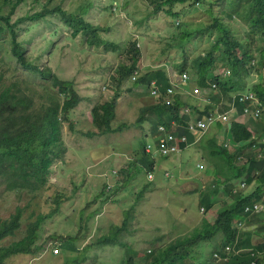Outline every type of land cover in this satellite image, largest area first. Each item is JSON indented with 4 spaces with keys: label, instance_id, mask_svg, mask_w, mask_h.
I'll return each instance as SVG.
<instances>
[{
    "label": "rangeland",
    "instance_id": "1",
    "mask_svg": "<svg viewBox=\"0 0 264 264\" xmlns=\"http://www.w3.org/2000/svg\"><path fill=\"white\" fill-rule=\"evenodd\" d=\"M47 1L25 0L14 10L11 21L39 11L42 3ZM199 1L200 4L188 1L181 6L176 5L174 10L177 17L167 15L166 6L154 12L145 0L48 1L47 7L59 5L70 12H77L81 7L84 20L107 28V31L99 32V37L114 46H107L106 49L103 45L96 47L86 44L82 35L71 38L69 29L58 16L18 23L17 40L26 46L27 59L36 66L49 67L58 78L73 82L84 100L69 113L68 120L62 121L66 153L62 160L55 161L51 166L47 189L32 198L18 192H4L0 186V219L7 218L17 206L24 209L15 239L24 234L26 225L33 220L29 218L31 212L36 216L58 207L56 214L46 219L38 230V242H43L44 249L34 256L11 257L7 264H64L72 259H80L81 264H120V259L126 255H136L133 263L142 264L144 252L164 247L174 238L186 236L205 219H212L215 213L200 210L205 206V202L202 204L200 201L203 196L213 200L214 212L228 202L227 206L234 202L231 194L235 196V193L226 195L223 192L225 183L218 181L224 177L214 166L199 160L204 153L203 147L207 146V136L221 133L218 127H212L193 147L187 146L167 157H153L151 173L154 174L152 179L147 178L142 158L143 147L150 138L145 137L144 133L148 131L147 126L150 128V123L158 121L165 124L169 113H163L164 119L161 121L151 110L144 114V118L147 115L150 117L149 121L136 122L138 114L142 112L140 109L155 104L156 100L148 95L144 84L134 85L125 79L118 85L114 80L117 67L131 62L125 50L132 41L138 45L136 47L140 54L136 66L141 68L142 73L165 66L171 76L176 73L170 64L177 56L181 57L180 52L184 51L183 54L189 58L205 46H210L218 32L201 34L200 31L211 22L206 8L209 6L213 12H217L218 5L215 0ZM208 1H212L210 5ZM8 10V7H3V12L8 13ZM232 25L238 28L239 37L246 39L245 25L239 21ZM182 33L187 37L181 39ZM1 34L0 43H3L8 38L5 27ZM253 54L255 60L244 77L246 86L255 83L264 85V66L260 68L257 62L259 51L255 50ZM213 55H217V52ZM169 56L174 57L171 59ZM222 70V66L217 68V72ZM15 75L37 92L52 89L48 87L49 81L40 78L35 71L17 66ZM189 77L191 83L192 76ZM208 95L214 93L209 92ZM113 96H118V102L112 125L118 127L124 124L123 130L91 138L82 135L93 130L90 116L92 105L110 100ZM183 99L200 107L196 108L198 111L204 106L193 97ZM222 104L225 107L226 100ZM233 117L230 115L229 119ZM256 122L263 123L264 115ZM197 163L203 164L205 169L199 170ZM166 171L167 176L164 175ZM241 181H244L243 177H233V188ZM255 184L254 181L246 183L245 188L237 192L240 196L248 195ZM219 197L225 199L216 201ZM246 218L252 222L262 220L264 226L263 210L251 211ZM125 219L126 229L117 234V240L125 243L126 248L122 244H95L97 238L111 233L112 226L121 228ZM261 233L264 234V230ZM218 238L217 233L212 240L201 242L197 247L199 252L191 253L190 262H209L212 253L223 241ZM9 239L2 241L3 244H7ZM64 241L69 245H63ZM52 246H56L57 251L53 255L50 254Z\"/></svg>",
    "mask_w": 264,
    "mask_h": 264
},
{
    "label": "trees",
    "instance_id": "2",
    "mask_svg": "<svg viewBox=\"0 0 264 264\" xmlns=\"http://www.w3.org/2000/svg\"><path fill=\"white\" fill-rule=\"evenodd\" d=\"M24 1L2 0L0 4V38L3 36L1 34L3 27L8 33L6 41L0 43V186L4 192H18L33 198L35 194L47 189L48 175L53 163L64 158L66 147L62 139V121L68 120L69 113L83 100V97L76 90L73 82L62 80L49 67L36 66L27 59L26 46L17 40L16 26L21 21L37 22L47 16H58L59 20L69 29L71 38L82 35L85 37L86 44L96 47L103 45L105 49L107 46L113 47L114 45L100 39L99 32L108 29L84 20L81 7H78L77 12L66 11L59 5L49 8L47 7L48 0L42 3L39 11L11 21L14 10ZM145 1L152 6L154 12L166 6L165 13L172 17H177L175 14L177 12L174 10L176 5H182L188 1L200 4L199 0ZM211 2L208 1L209 5ZM215 2H217L218 11L213 12L209 6L206 8L211 22L203 27L200 33L213 34L216 31L218 36L210 46H205L201 51L188 56L189 58L182 51L181 57L177 56L180 60L171 63V66L178 73L186 71L191 75L192 85L206 87L211 83H216L215 95L219 98H229L230 94L246 89L244 77L250 71L251 60H255L253 51H259L257 62L260 64V68L264 66V0H215ZM88 4L90 5L89 2ZM3 7L9 8L8 13L3 12ZM238 21L246 27V39L240 38L238 28L232 25ZM137 27L139 26L137 25ZM186 37L183 36V33L180 36L181 39ZM125 52L129 55L131 62L117 67L114 80L118 85L129 78L136 67L140 54L133 41L130 42V46L126 48ZM214 52H217V55H213ZM169 57L172 59L174 56ZM177 57L173 61L177 60ZM17 66L35 71L40 78L49 81L48 87L52 89L46 88L42 92H37L34 88L29 87L25 81L15 75ZM221 66L223 67L222 72H227L226 79L221 75L222 72L219 74L215 72ZM150 81L156 82L161 94L165 93L169 86L166 74L162 69L146 71L132 82L134 85H146ZM251 90L264 107V85H253ZM211 98L214 97L211 96ZM36 99L38 100L36 101ZM117 99L118 96H113L110 100L92 105L90 116L93 130L82 135L91 138L95 135L123 130L124 124L118 127L112 125L116 115ZM181 107L194 109L195 105L186 103L180 95L175 94L172 96V103L168 105L155 103L140 109L142 112L138 114L136 122L145 121L144 114L151 110L156 115L155 117L160 118L161 121L164 119L163 113H169L165 125L170 119H179L180 127L176 130L177 141H179V137L185 136L186 141L190 142L192 138L184 123L187 118L178 116ZM208 107L199 111L200 115L204 114ZM237 110H241L239 105H237ZM157 123L158 121L149 129L152 136L156 135L155 132L157 133ZM229 131L230 140L233 142L246 141L251 137V133L246 127L236 122L231 123ZM205 141H207L208 147H205L202 158H205L204 161L214 166L224 177L225 191L223 192L226 195H230L231 189L234 187L231 183L233 177L237 179L243 177L247 184L254 181L256 186L250 194L242 196L241 199L233 197L234 202L227 206L230 203L228 202L218 212L212 211L213 200H207L203 196L200 201L202 204L205 202V206L201 208L205 211L210 210L211 214L215 213L212 219H205L200 226L194 227L186 236L176 237L164 247L152 248L144 252L142 264H195L190 262L191 253L197 254L199 244L212 240L217 233L221 235L223 241L214 252L228 257L224 261L222 260L221 264L264 263L263 256L255 260L250 253L228 255L224 251L226 245L231 243V245H236L241 239L238 235L240 231L234 227V223L242 218L247 220V214L251 213L252 209L245 212L244 207L251 202L264 200V159L254 160L249 156L246 163L238 164L236 157L241 154L239 148L228 151L217 144V139L214 136L207 137ZM182 144L181 148L186 145ZM142 163L146 170H152L153 160L144 151ZM219 194H222V190L219 191ZM224 199L219 197L216 198V201L221 200L222 202ZM57 211L58 207H55L46 214L39 213L36 216H33L31 212L29 218H33V220L26 225L24 234L18 239L15 237L23 219V207L17 206L7 218L0 219V264H7L9 258L17 255L34 256L43 250V242H38V230L42 223L55 215ZM126 220L121 228L112 226L111 233L108 232L97 238L95 244L113 246L122 244L126 248L125 243H120L117 240V234L122 229H126ZM262 222V220H257L255 223L261 224ZM263 227L258 228L259 233L264 230ZM8 237H10V241L3 244L2 241ZM68 242H71L70 239ZM63 245L69 244L64 241ZM237 247L239 244L235 246L236 249H238ZM259 247L258 249H264V242ZM52 248H56V246L50 247V254H56L51 250ZM213 253L209 262L206 260L199 263L213 264L215 261ZM134 256L136 255H126L120 259V264H134ZM80 261V259H72L64 264H81Z\"/></svg>",
    "mask_w": 264,
    "mask_h": 264
},
{
    "label": "clouds",
    "instance_id": "3",
    "mask_svg": "<svg viewBox=\"0 0 264 264\" xmlns=\"http://www.w3.org/2000/svg\"><path fill=\"white\" fill-rule=\"evenodd\" d=\"M136 46L138 45L136 44ZM179 60L180 58L173 61V63ZM169 61L170 60H168L167 62L169 63ZM252 62H254V60H251V67H252ZM170 67L176 73L174 76H171V74H168L166 72L165 66L162 67L164 69V72L166 74L168 84H169L165 93L161 94L156 85V82L150 81L149 84L144 85L145 90L148 92V95L154 98L156 100V103H159V104L163 103L165 105H168L172 103V96H174L175 94H178L180 95L182 100L185 101L186 103H189V102L184 100L183 97H187V98L193 97L197 99L199 104L204 105L201 108V110H204L206 106H209V107L205 110V113L201 115L199 113L200 110L199 111L197 110L200 107L196 105L194 109L186 108V107H181L179 109L178 116L179 118H181L182 116H185L187 118V121H185L184 123H185V127L188 133L190 134L192 138L190 142H187L185 136L179 137V142L186 144L183 148L179 147V143L177 141V135H176V130L180 127L179 119H170L168 120L166 125L157 123L156 124L157 133L156 135H153V136L150 134L149 132L150 128L147 126L148 131L144 134H145V137H149L150 140L148 142H145V147H143L144 153L148 154L152 160H153V157L155 156H159V157L170 156L172 153H177L179 150L184 149L187 146L193 147L195 143L201 141L206 136V134L209 132V130L212 127H218V130L221 131V133L218 132L217 134L212 135L217 139V144L228 149V151H233L236 148H239L241 150V154L236 157L237 163L239 164L246 163L249 156H251L254 160L264 159V122L263 123L256 122L261 118L262 114L264 115V107H263V104L259 101V99L255 95V93L251 90L252 86L256 85L257 83L247 86L246 89L242 91H237V92L230 94L229 98L221 99L215 95V92L217 91V87L214 83H211L209 84V86H206V87H198V86L192 85L190 83L189 74L186 71H182L181 73H178L171 66V64H170ZM162 68H157V69H162ZM134 72H137V75L135 76L134 79H132V75ZM216 72H217V69H216ZM217 73H220V72H217ZM141 75H142L141 68L136 66L133 72L129 75L128 79L132 82ZM221 75L223 77H227V72L226 71L222 72ZM152 82L158 89V95L151 94V83ZM209 92H213L214 95L209 96L208 95ZM211 96H213L214 98H211ZM83 100H84V97H83ZM223 100H226L225 107L222 104ZM211 105H212V108H211ZM237 105L240 106L241 108L240 111L237 110ZM193 113H197V114H193ZM230 115L231 116L234 115L233 119H229ZM149 118L147 115L145 120L149 121ZM253 120H256V121H253ZM232 122H236V123H239L245 126L246 129L251 133V137L246 141H241V142L231 141L230 136H229V132H230L229 129H230V125ZM153 124L154 123H150V127ZM160 127L162 129H160ZM219 133H220V136H219ZM151 142H153V145L151 144ZM147 146L150 147L148 151L146 150ZM199 160L204 161L202 156H200ZM196 167L199 170L205 169V166L201 163H197ZM153 168H154V160H153ZM152 170L148 171L145 169L148 179H152L153 177L151 173ZM198 174H202V173H198ZM164 175L167 176L168 173L165 172ZM218 181L220 183H224V180L221 178ZM245 185H246L245 181H241L237 186H235V188L232 189L231 193H235V196L241 199L242 196L239 195L237 190L244 189ZM263 188H264V185H263ZM231 195L235 197L233 194ZM254 204L264 207V200L260 199L258 201L251 202L244 207V210L247 211V210L252 209V211H262V210L264 211V208L257 209V210L253 209ZM200 210L203 211L202 208H200ZM235 223H236V226L234 225V227H236L240 231L241 227H246V223H249V222L245 218H242L236 221ZM254 223L255 222H252L251 225L253 226ZM230 246L232 245L229 244L224 247L225 254L231 255V254L250 253L254 257L255 260L259 259L264 254V249L250 248L242 252L241 248L231 250ZM226 248H228V250H226ZM51 250L57 252L55 248H52ZM213 255L215 257V261L213 262V264H221L220 262L222 260L224 261V259L228 258L226 256L218 255L217 252H214ZM217 261L218 263H216Z\"/></svg>",
    "mask_w": 264,
    "mask_h": 264
},
{
    "label": "crops",
    "instance_id": "4",
    "mask_svg": "<svg viewBox=\"0 0 264 264\" xmlns=\"http://www.w3.org/2000/svg\"><path fill=\"white\" fill-rule=\"evenodd\" d=\"M211 196V195H210ZM213 198V197H211ZM249 224V225H247ZM252 222L246 223V227H241L240 232H239V237H241V239L236 243L239 244V247H237L238 249L241 248V251L244 252L250 248H260L259 246H261L264 242V234H260L258 232V228L262 227V224H256L254 223V225H251ZM219 238L221 239V235L218 234ZM257 236H259L260 238H257ZM235 244H233L232 246H230L231 250L236 249ZM264 264V263H261Z\"/></svg>",
    "mask_w": 264,
    "mask_h": 264
},
{
    "label": "built area",
    "instance_id": "5",
    "mask_svg": "<svg viewBox=\"0 0 264 264\" xmlns=\"http://www.w3.org/2000/svg\"><path fill=\"white\" fill-rule=\"evenodd\" d=\"M137 75V72H134L133 73V75H132V79H134L135 78V76ZM168 91H170V90H168ZM151 94L152 95H158V89L156 88V86L154 85V83L152 82L151 83ZM160 129H162L161 127H160ZM149 146H147V151L149 150ZM262 208H264V207H262V206H259V205H253V209H255V210H257V209H262ZM226 250H228V248H226ZM263 256H264V254H263Z\"/></svg>",
    "mask_w": 264,
    "mask_h": 264
},
{
    "label": "bare ground",
    "instance_id": "6",
    "mask_svg": "<svg viewBox=\"0 0 264 264\" xmlns=\"http://www.w3.org/2000/svg\"><path fill=\"white\" fill-rule=\"evenodd\" d=\"M175 52V51H174ZM176 53V52H175ZM171 55V54H170ZM173 55V54H172ZM140 58V57H139ZM178 58V57H177ZM179 59V58H178ZM197 75V74H196ZM197 80V79H196ZM216 84V83H215ZM201 111V110H200ZM155 134H156V132H155ZM208 137V136H207ZM213 140V139H212ZM179 142V141H178ZM207 142V141H206ZM180 143V142H179ZM181 144V145H180ZM179 145H180V147L181 146H183V144L182 143H180ZM212 144H213V142H212ZM216 145V144H215ZM205 147H208V146H205ZM205 147H203V149H205ZM210 147V146H209ZM199 148H201L200 146H199ZM185 149V148H184ZM203 149H201V150H203ZM203 152V151H202ZM205 153V152H204ZM172 157V156H171ZM174 158H175V156H174ZM179 158V157H178ZM203 159H205V158H203ZM206 160V159H205ZM152 169V168H151ZM194 171V170H193ZM110 172V171H109ZM167 172V171H166ZM154 174V173H153ZM152 174V175H153ZM189 174V173H188ZM190 176V175H189ZM186 177V176H185ZM264 179V178H263ZM164 198V197H163ZM166 200V199H165ZM166 201H168V200H166ZM165 206H167V204L165 205ZM160 207H162V206H160ZM248 211V210H247ZM246 212V211H245ZM260 212V211H259ZM242 216V215H241ZM240 217V216H239ZM241 218V217H240ZM247 225H249V224H247Z\"/></svg>",
    "mask_w": 264,
    "mask_h": 264
}]
</instances>
